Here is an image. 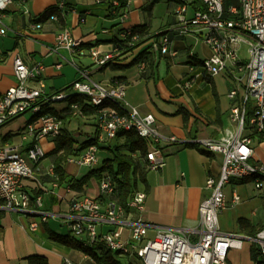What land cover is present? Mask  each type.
I'll use <instances>...</instances> for the list:
<instances>
[{
    "label": "crops",
    "instance_id": "0c3cea01",
    "mask_svg": "<svg viewBox=\"0 0 264 264\" xmlns=\"http://www.w3.org/2000/svg\"><path fill=\"white\" fill-rule=\"evenodd\" d=\"M117 1L118 6L124 5L120 10L116 9L118 6H113L112 0H66L70 10L65 15L57 8V0H25L24 3L14 1L9 5L3 12L7 32L5 35L0 34V96L17 85L13 70L16 55L30 67L37 63L45 66L44 79L50 93L69 89L78 79V70L90 68L94 81L106 83L119 80L124 83L126 101L138 107L142 113H153L161 132L165 135H175L184 141L221 137L224 132L219 131L222 125L220 117L207 118L181 102L179 106L169 105L182 101V97H178L177 93L166 87L164 79H159L158 72L163 62L168 69L178 68L182 64L187 68L191 54H194L197 62L210 54L209 48L198 34L179 36L170 29L177 23L175 12L180 5L186 4L188 17L193 15L196 11L191 5L193 0ZM229 3L231 2L226 4ZM25 9L29 14L24 13ZM120 11L126 12L127 17L124 20L120 19ZM53 14L58 16V20L49 18ZM31 22L41 23V29L31 30ZM125 28H131L138 34L142 30L146 34H140L142 39L128 56L106 67L97 69L88 55H72L67 49H56L57 35L62 30L69 29L73 39L83 41V49L98 47L100 51L106 52L121 40L120 33ZM157 32L169 34L170 47L177 52L175 57L149 50V39ZM200 53H203L204 57H201ZM72 60L74 64L71 63ZM142 60L147 63L144 71H140L136 66ZM57 63L63 64L61 69L55 68ZM186 74L187 71L178 75L179 84ZM151 81L154 84L150 87ZM227 97L229 115L234 100L229 98V94ZM66 108L67 103H57L48 109L69 117L64 127L74 134L77 144L98 136L101 165L104 160L113 157L114 149L126 150L124 138L100 142L94 115L85 113L84 118H76L68 113ZM34 120V117L30 116L16 133L8 131L5 135H0V146L6 143H21L20 133ZM14 134L18 137H14ZM263 145L264 139L254 138L252 163L264 162ZM44 147L48 153L42 161L43 173L36 179H27L24 182L31 195L42 197L40 209L0 210V264H30V259L34 257L44 258L47 264H62L65 257L78 264H96L90 251L97 255L107 251L103 235L116 226L99 224V241L94 245L87 244L86 236L79 238L72 233L71 223L75 215L70 211L69 201L73 197L87 195L105 203L113 199V194H102L100 180L95 177L82 185H76L91 169L78 167L68 161L65 169L69 179L60 184L55 172L49 173L50 168L54 167V157L51 153L55 149V141L44 143ZM163 150L165 165L158 170L148 169L145 182L139 183L138 191L146 194L145 210L140 215L136 211L132 212L133 218L140 216L150 225L149 237H153L160 228L182 233L197 228L200 224V204L209 195L205 188L206 179L209 176L217 178L223 163L221 154H208L192 144L165 143ZM101 165L94 169H99ZM69 185L72 191L68 194L66 188ZM226 189L229 205L219 214L220 230L249 237V233L264 229V188L258 189L252 179H234ZM234 191L241 201L231 205ZM230 219L236 224L237 232L227 230L226 223ZM32 223L37 224L35 229H31ZM128 235L129 230L124 227L122 237L126 239ZM253 246L255 243L252 239H244L241 248L229 251L228 264H259L262 259L260 256L257 260L253 258ZM121 261L123 264H143L135 255L121 254Z\"/></svg>",
    "mask_w": 264,
    "mask_h": 264
},
{
    "label": "built area",
    "instance_id": "2783aa9c",
    "mask_svg": "<svg viewBox=\"0 0 264 264\" xmlns=\"http://www.w3.org/2000/svg\"><path fill=\"white\" fill-rule=\"evenodd\" d=\"M14 1L24 3L25 0H0L1 35L7 32L3 12ZM202 1L205 10H196L191 17L187 15L186 4L180 5L175 12L177 23L170 28L172 33L179 36L198 34L210 50L209 56L198 62L191 54L186 77L180 85L188 90L199 78L221 73L242 85L243 93L236 90L229 93V98L234 100L229 113L234 129L224 131L219 138L187 141L175 135H165L153 113H142L138 107L126 101V85L119 80L97 82L92 79L90 68H80L78 79L69 89L50 93L44 79L45 66L37 63L30 67L16 55L13 70L17 85L0 96V127L26 113H31L35 120L20 133L21 143L0 146V210L40 209L42 197L31 195L24 182L36 179L43 173L42 161L48 153L44 143L54 142L64 127L58 113L43 112V108L67 103L73 117L84 118L85 112L78 103L69 104V99L78 95L97 109L95 120L100 142L115 140L119 132L133 131L151 143L146 156L149 170H158L165 165V143L199 146L207 152L221 154L223 163L217 178L209 176L206 179L205 188L209 195L200 204V224L197 228L186 233L160 228L153 237H149L150 225L140 216H132L133 211L140 215L145 210L146 194L137 191L126 207L114 199L102 203L87 195L70 199L69 208L75 215L71 223L73 235L79 238L86 236L87 244L94 245L99 241V224L115 225V229L103 235L106 248L122 255H135L143 264H228L229 251L241 248L243 240L250 238L258 247L261 264H264V229L258 231L255 237H245L237 233H224L219 227V214L229 205L225 187L232 180L252 179L258 189L264 188V162H251L254 138L250 135L256 131L264 137V0H236L237 3L229 4L226 1L230 0ZM112 3L118 6L117 0H112ZM56 6L63 15L70 10L66 0H57ZM24 13L29 14V11L25 9ZM126 17V12L120 11V19ZM49 18L58 20L56 14ZM41 27L39 22L30 23L31 30ZM120 39L132 47L142 37L131 28H125L120 33ZM149 40L151 52L173 57L177 55L170 47L171 39L167 32L154 33ZM82 44V40L72 38L69 29L62 30L56 38V49H67L72 55H88L97 69L120 61L134 49L117 44L103 52L98 47L85 50ZM243 44L248 46V57L245 59L240 58ZM71 63L74 64V61ZM62 66V63H57L55 68L61 69ZM136 66L144 71L147 63L142 60ZM68 162L89 169L99 167V146H89L69 157ZM49 173H54V167L50 168ZM66 191L69 194L72 187L69 185ZM100 191L104 195H112L115 192L114 182L103 178ZM240 201L241 198L234 191L230 204L236 205ZM30 227L35 229L37 224L32 223ZM124 227L129 230L126 239L122 237ZM62 264L78 263L65 257Z\"/></svg>",
    "mask_w": 264,
    "mask_h": 264
},
{
    "label": "trees",
    "instance_id": "16d2710c",
    "mask_svg": "<svg viewBox=\"0 0 264 264\" xmlns=\"http://www.w3.org/2000/svg\"><path fill=\"white\" fill-rule=\"evenodd\" d=\"M235 3H237V1ZM191 5L195 10H205L206 8L202 0H193ZM123 6L124 5L121 4L120 6L116 7V9L120 10L123 8ZM139 33L143 35L146 34L142 30H140ZM126 43L127 41L121 40L117 42V44L121 47L130 50L137 46L134 45L132 47H129L126 45ZM85 100L86 99L84 97L75 95L69 99V104L78 103L87 115H94L95 118L97 109L91 107L88 103H86ZM47 111L58 113L52 109L43 108V112ZM66 111L68 113H71L70 108H66ZM250 113L251 112L249 108V115ZM60 117L63 119L64 123L69 118L66 115H60ZM250 135L254 138H259L262 140L264 139L263 135L256 131L252 132ZM121 138H124V146L126 147V150L121 151L118 148L114 149L113 157L111 159L104 160L99 169H91L86 174V176L77 181L76 185H82L92 177H95L100 181L103 178H108L115 184V192L112 196L113 199L126 207L128 201L138 191L139 183L145 182V174L148 170V161L146 159V156L149 152L151 143L148 140L140 137L136 132L133 131L119 132L116 139L119 140ZM91 145H99L98 136H95L94 138L89 139L79 145L77 144V140L75 139L74 134L63 127L60 135L55 139V149L51 153V155L54 157V172L60 184L66 183L69 179V175L67 174L65 169L68 158L79 154ZM197 147L200 148L199 146ZM201 150L203 152L211 154V152H207L202 148ZM256 233H249L248 236L255 237ZM59 238L60 237H56V239ZM90 252L96 264H123L121 261L120 252L107 250L100 255L95 254L94 251ZM252 254L255 260H257L259 256L261 257L260 251L256 244L252 248ZM261 262L262 260L258 263L261 264ZM30 264H47V261L42 257H34L30 259Z\"/></svg>",
    "mask_w": 264,
    "mask_h": 264
},
{
    "label": "rangeland",
    "instance_id": "374dc122",
    "mask_svg": "<svg viewBox=\"0 0 264 264\" xmlns=\"http://www.w3.org/2000/svg\"><path fill=\"white\" fill-rule=\"evenodd\" d=\"M235 3V0L226 1V3ZM198 48V47H197ZM198 50V49H197ZM248 46L243 44L240 48V58L248 57ZM201 57H204L203 53H200ZM185 64L180 65L178 68L168 69L165 62L162 63L159 69V79H164L166 87L170 88L172 92L177 93L178 97H182V101H177L176 103H170L169 105L179 106V104H187L192 110L196 111L200 115L203 114L205 117H220L221 126L219 131L233 130L234 126L230 121L227 109L229 105V100L227 95L230 90H236L239 93H243V86L235 81L232 77L225 73L213 77L199 78L190 89L185 90L179 84L178 75L184 74L187 71ZM157 81V79H156ZM154 84L153 81L149 83L151 87ZM179 98V99H180ZM181 102V103H179ZM32 116L31 113H26L19 116L7 124L0 127V135H5L6 132L12 131L16 133L20 126L25 124L24 121ZM15 135V134H14ZM14 137H18L15 135ZM125 145V144H124ZM125 148V146H124ZM264 148V145L262 149ZM51 160V158H49ZM76 169V166H72ZM72 168V169H73ZM83 173V171L81 170ZM225 190L226 187H225ZM227 230L231 232H237V226L233 219L227 221ZM248 241H246L247 245Z\"/></svg>",
    "mask_w": 264,
    "mask_h": 264
}]
</instances>
